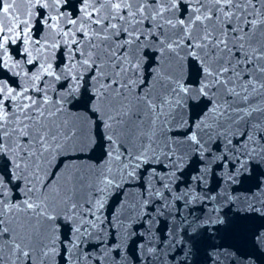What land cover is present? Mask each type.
Segmentation results:
<instances>
[{"label":"snow or ice","instance_id":"obj_1","mask_svg":"<svg viewBox=\"0 0 264 264\" xmlns=\"http://www.w3.org/2000/svg\"><path fill=\"white\" fill-rule=\"evenodd\" d=\"M261 169L264 0H0V264H161Z\"/></svg>","mask_w":264,"mask_h":264},{"label":"water","instance_id":"obj_2","mask_svg":"<svg viewBox=\"0 0 264 264\" xmlns=\"http://www.w3.org/2000/svg\"><path fill=\"white\" fill-rule=\"evenodd\" d=\"M261 171L264 169L254 172L253 175L259 176ZM217 182L216 177L211 178L208 188L216 189ZM221 187L223 188L221 197L229 192L233 196L241 197L240 201L233 204H228L223 199L218 200L216 206L221 209L225 224L207 229L200 227L196 230L195 235H192V229L181 233L185 236V243L177 245L175 249H170L166 257L162 255L161 264H264V248L258 245L255 240L256 235L264 232V215L247 211V202L243 199L246 196L250 199L255 197V206L259 208L260 199H264V197H261L257 192L255 181L251 179L243 180L230 187L228 185ZM182 211L184 215L188 216L189 221H196L197 218L202 220L208 210L201 208L197 201ZM189 212L192 215H189ZM160 221L159 225L155 227L166 232L165 218L160 217ZM177 224H179V219H177ZM176 231L180 232V228L178 227ZM189 248L191 251L185 259L184 253ZM126 252L128 264H143L141 260L136 259L137 249L131 239L126 242ZM213 252L217 253V256L210 258Z\"/></svg>","mask_w":264,"mask_h":264}]
</instances>
